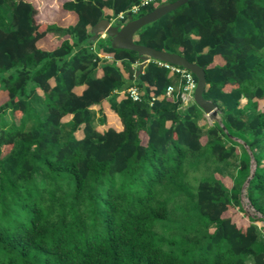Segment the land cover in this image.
Wrapping results in <instances>:
<instances>
[{
  "label": "trees",
  "instance_id": "16d2710c",
  "mask_svg": "<svg viewBox=\"0 0 264 264\" xmlns=\"http://www.w3.org/2000/svg\"><path fill=\"white\" fill-rule=\"evenodd\" d=\"M139 2L67 0L76 20L62 27L31 0H0V264H264V0H188L134 35L203 67L220 117L205 141L195 102L165 96L167 68L138 72L136 51L93 37ZM52 33L64 37L41 48ZM104 106L120 129L99 128ZM238 146L227 188L220 167ZM243 184L261 217L238 224L223 214Z\"/></svg>",
  "mask_w": 264,
  "mask_h": 264
},
{
  "label": "rangeland",
  "instance_id": "374dc122",
  "mask_svg": "<svg viewBox=\"0 0 264 264\" xmlns=\"http://www.w3.org/2000/svg\"><path fill=\"white\" fill-rule=\"evenodd\" d=\"M35 9H36V19L38 18L41 22H47V23H55L58 26H68L71 25L75 22V14L70 11H66L63 8V3L67 0H31ZM112 24H118L116 21H112ZM101 38L104 39L105 33H100L99 34ZM64 37L63 33H52L47 36L46 42L42 40L40 42V47L41 48H46L48 44L50 45H55L57 42ZM110 40V39H109ZM260 54H264V48L260 51ZM175 85L178 86L177 83ZM179 87V86H178ZM180 88V87H179ZM181 90V88H180ZM179 90V91H180ZM6 99V95L2 94L0 92V104L3 103ZM171 99V98H170ZM194 102L193 100V91L190 92V95H187V98L183 100L182 102V107H186L188 104ZM263 100L259 101V107L261 108L263 104ZM94 118L93 122L95 125H97V120H98V110L97 107L92 108ZM199 111L202 113L201 118L199 120V125L201 126V132L203 134L202 140L205 141L206 137V131L209 126H211L215 122H220V117L217 113V116L215 119H210L201 108H199ZM6 120H10L12 117L9 114V112L6 113L4 116ZM107 121L104 126H99V128L103 127H108V126H115V121L116 117L113 113L108 111L107 115ZM16 122H18V119L15 117L14 119ZM31 124V121L28 122V125ZM98 126V125H97ZM65 131L68 130V128H64ZM145 137H142V141H144ZM239 143L242 144V141L239 139H236ZM236 153L230 157V159L227 161L226 164L222 165L220 168L222 169V174L220 175L224 185L227 188H230L233 185V176L235 175V170L236 166L238 165V157L239 153L241 151V146L237 147ZM251 167H253V161L251 160ZM244 185H242L241 191H240V197H239V202H240V207L233 206L229 208L226 212H224L223 216H232L238 224H241L245 221H247V215L249 217H261V215L256 212L253 207L250 205L248 199L245 196V190H244ZM256 225L258 227H262V222L259 220L255 221ZM261 239H264V232L261 231Z\"/></svg>",
  "mask_w": 264,
  "mask_h": 264
},
{
  "label": "water",
  "instance_id": "95a60500",
  "mask_svg": "<svg viewBox=\"0 0 264 264\" xmlns=\"http://www.w3.org/2000/svg\"><path fill=\"white\" fill-rule=\"evenodd\" d=\"M187 1L188 0H175L173 2L163 3L156 6L150 12L136 18L129 14L127 16V21L123 25L112 24L108 18H102L92 27L91 31L93 32L94 39H97L100 33H105V35L109 37L112 47L136 51L139 59L141 60L138 72L142 70L146 62L150 59L161 60L179 65L191 71L196 77L193 100L210 119H215L217 116L215 104L202 96V92L205 87V75L202 66H199L194 62H189L181 54L157 50L134 42V35L140 28L155 21L162 15L176 9L178 6L185 4Z\"/></svg>",
  "mask_w": 264,
  "mask_h": 264
},
{
  "label": "built area",
  "instance_id": "2783aa9c",
  "mask_svg": "<svg viewBox=\"0 0 264 264\" xmlns=\"http://www.w3.org/2000/svg\"><path fill=\"white\" fill-rule=\"evenodd\" d=\"M165 0H140V2L138 4H134L131 7H129L128 9L119 12L116 16L109 18L110 22L112 21H116L118 22L119 25H123L126 21H127V16L129 14H136L138 13V11L140 10V7H142L143 5L149 4V3H158V2H164ZM106 59H109V57L107 55L104 56ZM156 60V59H154ZM158 65H161L165 68H167L169 70V73L173 76L174 78V82L170 85L167 86L166 90H165V96L167 98H172L174 93L180 92V98L183 102V100H185L187 98V95H190V92L193 91L194 93V89L196 86V81L193 78V73L191 71H189L188 69L179 66V65H175V64H171L165 61H161V60H156ZM175 83L178 84L175 85ZM180 90V91H179ZM121 92V91H120ZM125 93L132 99L135 101L140 100L141 97V93L140 90L137 86L135 85H131L129 86L126 90Z\"/></svg>",
  "mask_w": 264,
  "mask_h": 264
},
{
  "label": "crops",
  "instance_id": "0c3cea01",
  "mask_svg": "<svg viewBox=\"0 0 264 264\" xmlns=\"http://www.w3.org/2000/svg\"><path fill=\"white\" fill-rule=\"evenodd\" d=\"M43 23H47V22H43ZM121 94H122V92L119 93V95H121ZM104 110H105L106 113H108V111H109V109H108L107 106H104ZM115 127L117 129H120L121 125H120V122L119 121H115Z\"/></svg>",
  "mask_w": 264,
  "mask_h": 264
}]
</instances>
